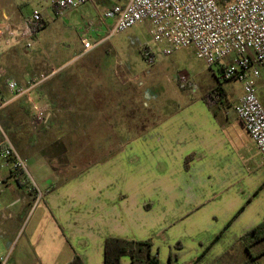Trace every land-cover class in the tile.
Masks as SVG:
<instances>
[{
	"label": "crops",
	"instance_id": "1",
	"mask_svg": "<svg viewBox=\"0 0 264 264\" xmlns=\"http://www.w3.org/2000/svg\"><path fill=\"white\" fill-rule=\"evenodd\" d=\"M30 1L0 0V20L17 24L37 9L46 18L32 49L18 41L0 49V97L8 94V78L27 86L32 77L51 74L33 92L34 101L48 110L44 141L38 132L29 134L33 116L22 123L6 115L7 108L31 106L28 100L11 103L0 119L45 199L34 208L28 185L0 168V257L9 254L8 264H71L76 258L105 264L106 239L115 237L153 239L160 264H223L238 258L241 237L263 223L251 209L240 160L246 147L260 155L234 112L241 95L231 98L221 85L223 98L210 107L205 96L214 85L202 99L186 97L168 115L158 112L151 127L130 139L124 118L129 68L109 58L114 49L107 43L85 53L82 41L103 39L107 27L100 15L127 0H96L63 17H55L50 0L34 6ZM72 33L71 54L66 45ZM72 60L88 65L69 67ZM50 134L57 140L103 139L97 152L105 155L61 178L62 145H46ZM114 137L120 140L116 150ZM122 264H132L131 258L123 257Z\"/></svg>",
	"mask_w": 264,
	"mask_h": 264
},
{
	"label": "built area",
	"instance_id": "2",
	"mask_svg": "<svg viewBox=\"0 0 264 264\" xmlns=\"http://www.w3.org/2000/svg\"><path fill=\"white\" fill-rule=\"evenodd\" d=\"M96 0H50L55 17L79 9ZM107 27L106 36L96 43L83 39L84 52H90L107 43L112 37L139 24H148L149 34L157 52L146 50L145 56L155 63L163 56L192 48L198 59L209 67L218 65L220 77L217 87L205 96L210 107L222 100L223 83L239 81L243 95L234 107L264 160V105L255 80L264 75V0H127L100 15ZM111 21V24H109ZM90 23L88 30L92 27ZM46 27L44 13L37 9L16 24L10 18L0 20V49L23 42L32 49L37 37ZM51 74L32 77L27 86L16 80L5 81L7 96L0 97V113L11 103L27 99L33 110L31 128L34 132L48 120L46 107L34 101L32 93L45 84ZM179 86L183 90H197V84L187 73H179ZM0 168L28 185L34 195V208L45 199V192L32 178L27 160L22 156L0 119ZM2 181H0V185ZM8 219L11 215H1ZM25 225L21 229L24 230ZM9 254L0 257V264H8Z\"/></svg>",
	"mask_w": 264,
	"mask_h": 264
},
{
	"label": "rangeland",
	"instance_id": "3",
	"mask_svg": "<svg viewBox=\"0 0 264 264\" xmlns=\"http://www.w3.org/2000/svg\"><path fill=\"white\" fill-rule=\"evenodd\" d=\"M37 2L39 1H30L32 6L37 4ZM148 28V24L136 25L112 37L105 45L107 48L114 49L111 57H109L110 59L112 58L113 62L119 63L124 69L129 68V76L131 79L129 83V97L126 103V105L128 104V111L124 118L127 119L130 126V139L135 138V136L151 127L157 121L158 112L160 116H165L173 112L178 107V102L176 101H180L186 97L189 99L195 97L202 99L206 92L218 84V78L220 77V67L218 65L209 67L204 60L196 57L192 48L178 50L170 56H163L155 63H150L146 59L145 51L151 50L155 53L158 50L152 41ZM73 35V33L70 35V39H68L66 45L67 51L71 54L73 48L76 47L72 39ZM67 65L69 67L80 68L87 66L88 63L80 60H72ZM179 73L189 74L197 83V90L181 89L178 82ZM255 84L259 98L264 105V75L256 79ZM223 85L231 98H237L243 95L241 82L232 81L223 83ZM32 96L34 97L35 94L33 93ZM16 109L8 110L7 108V117L12 118L15 115L22 123H26L27 118L30 117L31 119V116H33L32 107L28 104L22 109ZM125 113L126 110L124 108ZM127 121L124 124H127ZM2 124L4 126L3 122ZM27 126L29 127V124ZM119 126H121V122L114 124L115 129H118ZM29 130V134L32 135V128ZM41 131L42 128L37 131V135L43 140L44 134ZM91 132L93 131L90 129ZM51 136V134L49 137L46 136V145H54L55 143H57L55 146L59 145L58 143L62 145L59 149L64 154V157L58 161V166L61 168V178H67L76 174L79 171L77 167H85L105 155L101 154L104 152L100 154L97 152V149H102L100 148L99 142L103 141V139L96 137H69L57 140ZM119 143L120 140L114 137L112 143L113 149L116 150ZM39 145L42 144L39 143ZM240 160L243 167V177L248 178L246 182H248V189L251 192V198L253 200L251 209L264 222V165L262 163V157L259 154L255 155L253 148L246 147L244 151L240 152ZM151 240L154 244V240ZM249 250L251 251L250 254L248 253ZM249 250L242 246L238 258L234 260L227 259L223 264H264V240L256 245L250 246Z\"/></svg>",
	"mask_w": 264,
	"mask_h": 264
},
{
	"label": "trees",
	"instance_id": "4",
	"mask_svg": "<svg viewBox=\"0 0 264 264\" xmlns=\"http://www.w3.org/2000/svg\"><path fill=\"white\" fill-rule=\"evenodd\" d=\"M190 159L187 160L188 166ZM264 240V222L256 228L250 230L241 237V242L246 249L256 245ZM152 240L135 241L110 237L105 242V264H122V258L129 256L132 264H160V260L153 253ZM249 254L251 251L249 250ZM251 257V256H250ZM71 264H83L79 258H76Z\"/></svg>",
	"mask_w": 264,
	"mask_h": 264
}]
</instances>
